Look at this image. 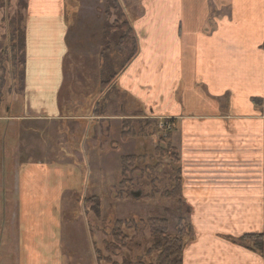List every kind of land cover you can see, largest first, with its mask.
<instances>
[{"label":"crops","instance_id":"obj_1","mask_svg":"<svg viewBox=\"0 0 264 264\" xmlns=\"http://www.w3.org/2000/svg\"><path fill=\"white\" fill-rule=\"evenodd\" d=\"M120 3L136 52L119 70L109 67L112 78L103 95L107 99L116 88L132 107L171 121L193 230L183 264H264V0ZM111 9L109 0H27L24 92L8 95L4 115L0 99V165L8 159L16 173L0 179V192L4 183L17 198L23 264H82L71 251L91 227L73 221L71 209L73 199L86 193L89 172L83 170L89 161L68 156L62 162L18 163L10 155L17 148L31 155L34 122H46L51 129L45 134L53 138L52 124L70 117L62 108L66 57L99 62L125 48L123 31L115 44L113 26L119 23ZM101 91V84L92 90ZM91 99L70 97L74 106ZM126 100L121 110H127ZM86 118L80 110L72 120ZM19 123L27 127L24 145L12 148ZM2 125L10 131L3 160ZM54 137L59 139L58 130ZM65 145L58 152L69 155ZM76 148L75 154L84 151L80 144ZM247 235H259L262 250L244 240Z\"/></svg>","mask_w":264,"mask_h":264},{"label":"rangeland","instance_id":"obj_2","mask_svg":"<svg viewBox=\"0 0 264 264\" xmlns=\"http://www.w3.org/2000/svg\"><path fill=\"white\" fill-rule=\"evenodd\" d=\"M138 1L129 0L130 3ZM24 4L22 0H0L1 115L5 114L6 104L10 102L8 95H13L14 92L23 94L26 84L27 61L25 51L23 53L21 48L22 41L26 40ZM109 4L114 24L119 23L113 26L115 44L119 45V34L123 31V37L127 36L125 48H118V52L113 50L116 57L105 61L101 59L102 70L99 69L100 61L66 57L67 88L62 96L67 100L62 108L64 107V115L70 117L68 120H61V125H57V122L52 124V127L55 125L52 128L54 136L58 130L59 139L54 136L52 138L51 133L45 134L51 129H46V122H34L31 155L24 154L23 149L19 152L17 148V154L13 157L10 155V158L12 160L16 157L18 163L25 160L36 163L48 160L62 162L70 160V157L73 162L81 161L84 164L89 161L90 168L88 171L83 170L84 174L89 172V185L86 190L83 189L85 195L81 193L77 201L73 199L71 209L73 221H82L83 225L90 223L91 227L90 233H83L82 230L81 240L75 241L74 248L77 250H70L75 258L77 256L76 261L80 257L82 264H156L161 251L154 247L161 237L174 241L182 235L185 243L189 240L193 231L190 212L185 202L182 204L173 196L179 178L175 158L179 161V154L170 140L171 121L158 120L146 107L144 110L141 106L132 107L133 103L130 105L116 88L108 92L107 99L103 95L112 78V75L107 74L109 67L119 70L136 52L135 39L130 28L125 25L120 0H109ZM20 29L24 31L23 34ZM73 42L71 39L70 43ZM100 84L102 91L93 94L92 90ZM70 95H81L88 99L92 95L94 99L84 101L85 106H74ZM123 100L127 102V110H121L119 106ZM80 110L87 121L72 120L73 115ZM26 129L24 124H18V139L11 138L10 141L8 138L12 148L19 145L23 147ZM9 132L2 125V160L6 157L4 147L7 145ZM80 140L84 141V145ZM62 143L66 144L65 149L69 155L58 152V145ZM79 144L84 151L75 154L74 150L78 149L76 146ZM6 160V164L0 165V179L4 180L11 179L16 174L12 164ZM1 186L0 264H23L22 256H25V251L20 250L18 245V233L21 231L17 222V198L12 186L4 183ZM137 191H142V196L136 198L132 195ZM158 216L167 221L165 228L157 223Z\"/></svg>","mask_w":264,"mask_h":264},{"label":"trees","instance_id":"obj_3","mask_svg":"<svg viewBox=\"0 0 264 264\" xmlns=\"http://www.w3.org/2000/svg\"><path fill=\"white\" fill-rule=\"evenodd\" d=\"M24 1V5L26 7L27 2ZM22 30V29H20ZM22 30V34H23ZM23 53L25 51V42L22 41ZM176 162H179L177 158H175ZM179 171V178L177 179V183L175 186V192L173 194L174 198H178L179 202H182L183 204V196H182V183H181V177H180V168H177ZM157 223L163 228H165V225L167 224V221L162 218L161 216L156 217ZM162 232H165L162 230ZM261 237L259 235H247L244 240H250L254 243V246L258 248L259 250H262L263 248V241L260 239ZM185 240L182 238V235L179 239H176L174 241L169 240L167 237H161L160 241H158L157 245L154 247L157 251L160 252V258L158 259V263L156 264H183V256H184V247H185ZM119 264V263H114ZM121 264H128V263H121ZM136 264H147L143 262H138ZM153 264V263H152Z\"/></svg>","mask_w":264,"mask_h":264},{"label":"water","instance_id":"obj_4","mask_svg":"<svg viewBox=\"0 0 264 264\" xmlns=\"http://www.w3.org/2000/svg\"><path fill=\"white\" fill-rule=\"evenodd\" d=\"M132 195H133L134 197L138 198V197L142 196V191H137V193H134V192H133Z\"/></svg>","mask_w":264,"mask_h":264}]
</instances>
